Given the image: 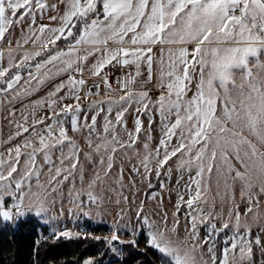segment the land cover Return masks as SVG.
Returning <instances> with one entry per match:
<instances>
[{
	"label": "snow or ice",
	"instance_id": "obj_1",
	"mask_svg": "<svg viewBox=\"0 0 264 264\" xmlns=\"http://www.w3.org/2000/svg\"><path fill=\"white\" fill-rule=\"evenodd\" d=\"M45 14L55 26L36 24L37 17ZM25 20L31 23L23 42L17 41L12 48L8 41L7 66L0 63V93L15 91L22 79L29 88L15 91L7 103L31 95L30 89L38 91L32 89V81L44 85L64 74L67 79L55 84L45 98L24 105L23 123L11 121L15 123L14 134L0 140V147L9 145L0 152V224L13 225L28 215L43 217L55 203L54 194H62L65 182L71 184L69 195L76 208H84L82 195L88 203L99 206L102 197L95 189L111 178L115 156L131 151L139 167L133 164L130 170L144 179L153 171L159 177L161 169L173 160L181 179L188 174L184 184L188 199L178 194L171 226L167 213L160 223L151 221L144 214V201L135 211V221L141 231L147 229L148 245L159 252L161 264H256L254 249L264 254V0H0V41L6 40L12 26ZM61 41L64 47L59 46ZM29 42L34 50L24 47ZM157 47L158 58L154 56ZM16 49H23L17 53L18 60L13 55ZM250 56L256 60L250 63ZM89 57H95V63L88 71L100 80L93 81L95 92L87 87L89 81L84 77ZM3 60L0 49V62ZM154 64L160 93L155 99L144 87L153 80ZM108 65L134 67V72H127L112 89L103 72ZM22 66L27 78L21 75ZM142 66L147 70L144 81L138 79ZM240 67L244 68L240 74L231 71ZM101 83L106 96L117 91L119 99L94 101L90 107L96 109L95 114L90 121L87 117L81 121L82 94L99 95ZM65 89L66 94L60 95ZM67 99L74 103L61 106ZM105 104L104 123L98 130L97 117L105 111ZM133 105L137 116L134 130L128 131L125 114ZM43 107L51 114L37 116V109ZM153 113L160 120L155 148L149 144ZM141 115L149 120L143 152L136 149L143 130ZM64 117L70 118L73 131L87 129L85 139L91 152H83L69 138ZM119 129L126 133V140ZM17 137L23 139L13 144ZM81 154L89 162L96 157L86 188ZM41 155L42 165L37 161ZM167 171L170 173L171 167ZM213 177L217 189L223 186L222 203L225 198L231 202L227 219L213 211L215 204L207 210L203 207L208 205ZM116 182L121 183L120 179ZM237 182L245 205L243 216L235 203ZM148 187H152L150 180ZM217 195H221L219 191ZM182 206L188 209L183 236L178 216ZM214 220L221 221L219 228ZM200 224L208 227L203 240ZM135 232L134 228L132 234ZM221 233L224 238L218 248L216 238ZM110 242L125 243L117 231ZM128 243L135 245L136 241Z\"/></svg>",
	"mask_w": 264,
	"mask_h": 264
},
{
	"label": "rangeland",
	"instance_id": "obj_2",
	"mask_svg": "<svg viewBox=\"0 0 264 264\" xmlns=\"http://www.w3.org/2000/svg\"><path fill=\"white\" fill-rule=\"evenodd\" d=\"M30 20H25L23 23L17 24L12 26L10 29V34H6V40L0 41V49H3L4 52V60L0 63H3L4 66H7V59H8V48L10 47L8 41L11 42V47L15 48L16 42L20 41L23 42L25 33L28 32V28L30 25ZM36 24H53L55 26L54 22H50L47 18V14L43 18L37 17ZM60 43V42H59ZM64 43V42H63ZM60 47H64L63 45H60ZM28 50H34V46L31 42L29 44L24 46ZM191 47L189 46V49L191 51ZM23 49H16V52L13 54L15 59L18 60L19 56L17 53L22 52ZM262 57H264V51L261 53ZM154 56L159 57V47L154 49ZM39 59V58H38ZM249 62H254L256 60V57H249ZM34 63V61L32 62ZM95 63V57H89V60L87 61L85 65V71L84 75H91V73L88 71V69L91 67V65ZM114 68L115 71L118 73H125V72H134V67H121L119 65L113 66L108 65L106 68ZM13 71H16L13 69ZM21 75L24 78H27V71L23 68V66L20 69ZM32 71L35 72V68H32ZM104 71V70H103ZM234 73L240 74L244 71L243 67L240 68H233L231 69ZM255 71V69H254ZM147 78V70L146 67L142 66L141 69V76L138 78L140 81H144ZM67 74L57 76L55 79L47 82L44 85H37L36 81H32V89L38 88V91L31 90V95H21L20 99L18 101H14L12 104H8L7 101L12 98L13 95H15V91H22L24 88H29V85L24 82V79L20 81V83L16 86L15 91L9 92L7 94L0 93V101H3V103H0V140H7L9 134H14L15 132V123H12L11 121H19L23 123V121L20 119L21 112H24V105L31 104L32 102L45 98L47 93L53 89L54 85L59 83L61 80H66ZM98 83L97 81H95ZM93 81L90 80V82L87 84L88 88H91L93 92L96 91V89L93 87ZM158 84V68L154 64L153 66V80L149 83H147L144 87L149 91V94L155 99L159 96V90L157 89ZM0 87H3V85H0ZM139 87V85H138ZM106 89L102 86L99 89V95L97 96H83L80 100L82 111L80 112L79 116L81 121L85 117L88 118L90 121L91 116L95 114L96 109H93L90 107V105L97 100H106V99H113L118 100L120 93L117 91H110L109 94L105 95ZM67 90L65 89L60 93V95H65ZM192 93H189V96ZM66 101V102H65ZM65 101L61 102V106L64 103L67 104H73L74 101L72 99H67ZM105 111L101 112L100 115L97 117V129L101 130L102 125L104 123L103 117L106 114V110L108 105H103ZM135 105H133L131 108H129L128 112L125 114V121L127 124L128 131L134 130V122L135 118L137 116V113L135 111ZM116 108H113V113L111 118L114 119ZM10 112H14V116H10ZM51 110L48 107L38 108L36 111L37 116H45L50 115ZM154 122L151 125V136L152 140L149 142L151 148H155L158 144V140L160 138V120L159 115L157 113H153ZM65 119V128L67 129V135L71 140L75 141V143L79 146L80 149L83 150V152H91L92 149H90L87 145L85 135L87 133V129H82L81 131H73L71 129L70 125V118L64 117ZM140 119L143 122V130L140 134L139 141L136 145L137 151L143 152V144L146 141V137L148 135L149 131V120L147 115H141ZM46 123H50L51 121H45ZM120 135L122 139H127L126 133L123 131V129H119ZM25 136L28 134L25 133ZM23 139V137H17L15 140L12 141V143H18ZM9 145H4V147H0V152L4 151L5 147H8ZM58 156V153L56 156L53 157L55 160ZM96 157L93 156V162H89L83 154L80 155V163L83 166L85 170V176H84V183L83 186L86 188L87 183L89 179L92 177L93 171L96 167L95 165ZM37 161L39 164H43V158L42 155L38 156ZM235 163V162H234ZM135 164L137 167H139L138 160L135 156H133L132 152L129 151L127 155L123 153H119L115 156V163L114 167L112 169V172L110 174L111 178L107 179L105 183L95 189L96 195L102 197L101 202L99 203V206L96 204L88 203L85 196H81V199L85 200V205L83 210L76 208L74 204L72 203L73 197L69 195V190L71 188V184L68 182H65L63 185V191L62 194L55 197V203L54 205L49 209L48 213H46L43 217H38L39 222L42 226V228H47V231L44 232V234H47L49 236L54 235V233H60L67 231L71 235H90L93 233L94 229H100L101 232L105 231L107 234L105 235L106 239V247L110 250L112 255H115V258L120 257L118 246L115 242H110V237L113 234V231H117L119 233V239L121 241H127L129 238H140L142 240V246L145 249H152L148 245V236H147V229L144 228L143 231H141L140 225H138L135 221V211L137 206L141 203V201L145 202V209L144 214L149 217L151 221H154L156 223H160L161 218L164 213H167L169 226L172 224L173 220V213L176 211V204L178 201V194H183L185 200L188 199V195L185 192L184 184L188 180V174L185 173L183 176V179L180 178V173L176 170L175 162L169 161L168 165H165L164 169H161V175L157 177L155 175V172L151 174V176L148 179L142 178V176L137 175L135 173L131 172V166ZM239 167V165H236ZM171 167L172 171L169 173L167 169ZM121 169L123 170L122 177L120 176ZM44 175H47V168H44ZM194 175V172L192 173ZM42 181L44 177L42 176ZM120 179L121 183H117L116 181ZM149 180L151 182L152 187H148ZM179 180V184H177V181ZM231 183V181H229ZM122 185V186H121ZM45 187H48L47 184H45ZM81 187V183L79 179L76 180V188L79 189ZM239 182L236 184V191H235V203L239 205V210L243 216V213L245 211V205L241 200L240 192H239ZM217 191L220 192L221 195H217ZM224 189L221 184L220 189H217L216 187V178L213 177L211 180V190L207 194L208 199V205H205V210H207L209 207H211L213 204H215V208L213 211L217 213L223 214V219H227V212L229 211V208L231 207V202L229 199L225 198L222 203L221 197L223 196ZM155 195V199L152 198V195ZM127 197V200L124 198ZM262 200H264V197H262ZM123 210V214H122ZM188 211V209L185 206H182L180 209V212L178 213L179 219H180V226H179V232L181 233V236L185 234V213ZM87 213V214H85ZM159 214V215H157ZM251 214H249V222H251ZM47 221V222H46ZM217 225V228L220 227L221 221L220 220H214L212 221ZM118 225V227H117ZM135 228L136 232L135 235L132 234L133 229ZM199 230V236L200 239L203 240L207 234H208V227L205 224L198 225ZM103 234V233H102ZM224 238V233H221ZM230 234V233H229ZM258 234L256 229H253V235ZM264 235V234H262ZM41 238H43V233L40 235ZM222 238V241H223ZM218 239L217 241V247H218ZM113 249H116V251H113ZM112 259V260H114ZM253 259L256 261V264H260L262 260H264V254L260 252L259 249H254V256ZM91 261L93 264H98V261L96 258H92ZM111 262L108 261V263Z\"/></svg>",
	"mask_w": 264,
	"mask_h": 264
},
{
	"label": "trees",
	"instance_id": "obj_3",
	"mask_svg": "<svg viewBox=\"0 0 264 264\" xmlns=\"http://www.w3.org/2000/svg\"><path fill=\"white\" fill-rule=\"evenodd\" d=\"M63 42L59 44L63 45ZM46 231L47 228H42L39 218L34 215H28L13 225L0 224V264H85L92 258H96L98 264H161L159 252L145 249L140 238L115 242L120 257L114 259L115 255L105 246V231L99 233L100 229H94L90 235L59 238L44 234ZM222 238L220 234L218 248L222 245ZM132 239H135V245L128 243Z\"/></svg>",
	"mask_w": 264,
	"mask_h": 264
},
{
	"label": "built area",
	"instance_id": "obj_4",
	"mask_svg": "<svg viewBox=\"0 0 264 264\" xmlns=\"http://www.w3.org/2000/svg\"><path fill=\"white\" fill-rule=\"evenodd\" d=\"M103 72L107 74L108 83L111 85L112 89H115L117 87V80L118 79H121V80L124 79L126 76V73H127V72L118 73L117 71L114 70V68H111V67L105 68ZM98 83H100V82H98ZM100 87H102V83L100 84Z\"/></svg>",
	"mask_w": 264,
	"mask_h": 264
},
{
	"label": "crops",
	"instance_id": "obj_5",
	"mask_svg": "<svg viewBox=\"0 0 264 264\" xmlns=\"http://www.w3.org/2000/svg\"><path fill=\"white\" fill-rule=\"evenodd\" d=\"M84 77H85L86 79H88L89 82H90L91 79H96V78H98V77H93L92 75H84Z\"/></svg>",
	"mask_w": 264,
	"mask_h": 264
},
{
	"label": "bare ground",
	"instance_id": "obj_6",
	"mask_svg": "<svg viewBox=\"0 0 264 264\" xmlns=\"http://www.w3.org/2000/svg\"><path fill=\"white\" fill-rule=\"evenodd\" d=\"M88 80V79H87ZM91 81H97V82H100L99 78H96V79H91ZM102 86L104 87V85L102 84Z\"/></svg>",
	"mask_w": 264,
	"mask_h": 264
}]
</instances>
